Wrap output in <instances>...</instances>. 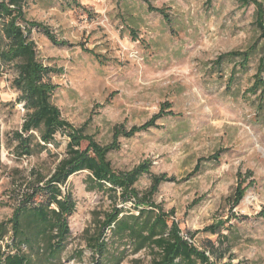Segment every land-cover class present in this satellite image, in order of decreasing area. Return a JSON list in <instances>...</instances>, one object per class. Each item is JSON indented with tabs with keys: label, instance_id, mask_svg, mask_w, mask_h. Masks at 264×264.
I'll return each mask as SVG.
<instances>
[{
	"label": "rangeland",
	"instance_id": "1",
	"mask_svg": "<svg viewBox=\"0 0 264 264\" xmlns=\"http://www.w3.org/2000/svg\"><path fill=\"white\" fill-rule=\"evenodd\" d=\"M68 1L24 0L22 5L24 19L46 26L67 44L54 46L31 31L38 59L60 72L49 81L56 87L51 104L61 118L105 146L115 127L142 126L166 105L172 115L132 138L121 137L119 150L107 156L115 172L149 162V174L135 183L137 198L97 188L87 172L72 175L61 187L76 203L62 250L51 257L46 236L36 238L21 246L28 264H150L157 258L152 249L135 253L125 233L101 228L115 209L119 220L152 209L140 199L155 175L175 181L161 183L149 200L172 213L169 222H177L196 248L213 245V264H264V99L248 92L264 52L255 6L238 0H147L167 11L170 25L140 0H74L77 6ZM257 1L264 6V0ZM251 45L255 50L245 67L238 58L213 65L219 55ZM8 70V81L0 79V224L35 182L32 172L48 177L66 156L69 141L56 133L54 145L41 148L40 132H32L31 155L15 152L13 134L21 129L22 113L12 102L20 92ZM218 152L217 162L202 164L186 180L198 159ZM242 182L243 199L231 208ZM218 222L228 228L215 235L202 232ZM5 232L0 251L7 254L15 240L9 225ZM99 242L105 243L102 258L94 251Z\"/></svg>",
	"mask_w": 264,
	"mask_h": 264
},
{
	"label": "trees",
	"instance_id": "2",
	"mask_svg": "<svg viewBox=\"0 0 264 264\" xmlns=\"http://www.w3.org/2000/svg\"><path fill=\"white\" fill-rule=\"evenodd\" d=\"M23 1L0 0V79L4 71H9L8 68L12 69L14 76L11 85L20 92L17 101L23 102L27 111L20 131L13 134L17 142L15 152L20 157L31 155V142L34 139L32 132H40V141L43 143L41 148H45L48 144L54 145L56 133L64 134L69 141L65 148L66 156L57 162L54 171L48 177L32 172L35 182L30 183L29 188L21 194L8 221L0 224V238L4 239L5 230L9 225L11 237L15 240L13 244L7 246L9 249L7 254L0 251V264H28V257L23 253L21 246L25 244L30 246L36 238L44 236L47 238L49 255L54 257L60 253L69 234L67 218L73 214L76 205L71 194L67 191L63 192L61 187L74 174L87 172L88 181L97 188L114 193L119 190L121 198L136 199L138 195L135 183L141 176L149 174V162L139 163L130 171L115 172L107 156L119 150L118 140L121 137L132 138L138 132L154 128L156 120L172 115L171 111L167 112L170 105H166L152 120L142 126L132 127L129 130L124 129L123 126L115 127L112 132V141L105 146L96 143L92 136L84 135V127L75 128L63 120L59 109L51 104L56 87L49 81L51 75L60 72L54 67L49 68L43 65L38 59L35 43L30 38L31 31H39L54 46L66 47L67 44L57 40L46 26L24 19ZM70 1L75 6L78 5L74 0ZM140 1L146 4L149 13L158 14L165 23L168 22L171 25L169 15L164 8H155L147 0ZM207 1L209 4L212 2ZM238 1L242 5L251 3L255 6V26L260 32L259 40L263 42L264 49L263 4L257 0ZM254 50V46L251 45L245 51L234 50L219 55L213 65L218 66L225 59L238 58L239 64L245 67ZM263 72L264 52L258 60L253 84L248 89L250 94L259 92L260 100L264 99V82L261 79ZM83 143L85 148L80 149ZM220 153L198 159L186 180L197 175L202 170V164L217 162ZM171 181H175V178H167L165 175L153 176L149 191L143 199H140L149 204L152 209H140L136 217L130 216L120 220L119 211L115 209L106 215L101 230L108 228L118 235L125 233L131 240L135 253L146 247L152 249L156 252L157 258L150 264H213L209 259V255L212 257L215 255L213 245L210 244L206 250L196 248L192 242L181 235L177 222L173 220L169 222L172 213H164L157 204L154 205L149 200L161 183ZM244 192L243 182L239 183L233 195L231 208L238 206ZM223 224L224 222H218L208 225L202 232L211 235L220 234V230L228 228ZM192 236L193 234L190 235V240ZM104 250L103 242L97 243L94 247V251L100 258L103 257ZM94 264H101V261L96 260Z\"/></svg>",
	"mask_w": 264,
	"mask_h": 264
},
{
	"label": "built area",
	"instance_id": "3",
	"mask_svg": "<svg viewBox=\"0 0 264 264\" xmlns=\"http://www.w3.org/2000/svg\"><path fill=\"white\" fill-rule=\"evenodd\" d=\"M7 78H9V74L7 71H4L1 75V80H3V82L4 81L7 82L8 81ZM12 102H13V105L15 106L16 111L22 113V120H21V124H22L24 122V117L26 113L23 102L19 103L15 97L12 99ZM1 126H2V122L0 121V128Z\"/></svg>",
	"mask_w": 264,
	"mask_h": 264
}]
</instances>
